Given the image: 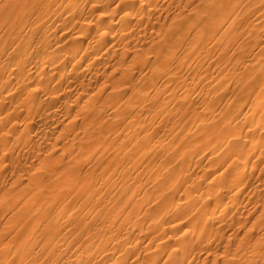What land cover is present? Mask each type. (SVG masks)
Returning <instances> with one entry per match:
<instances>
[{
	"label": "bare ground",
	"instance_id": "obj_1",
	"mask_svg": "<svg viewBox=\"0 0 264 264\" xmlns=\"http://www.w3.org/2000/svg\"><path fill=\"white\" fill-rule=\"evenodd\" d=\"M2 172L0 264L58 225L87 252L116 206L142 254L264 264V0H0Z\"/></svg>",
	"mask_w": 264,
	"mask_h": 264
},
{
	"label": "rangeland",
	"instance_id": "obj_2",
	"mask_svg": "<svg viewBox=\"0 0 264 264\" xmlns=\"http://www.w3.org/2000/svg\"><path fill=\"white\" fill-rule=\"evenodd\" d=\"M6 175H7V173L6 174H4V172H2V173H0V186L2 187V181L6 178ZM1 192V191H0ZM31 195H33V194H31ZM24 196H26V198L29 196L28 194L26 195H24ZM146 196H147V199L148 198H151V194L150 193H148V194H146ZM30 197V196H29ZM23 198V197H22ZM22 198H20L22 201H23V199ZM54 198V197H53ZM194 200V199H193ZM22 201H20L19 203H18V205L17 204H15L14 205V207H8L9 208V210H8V208L6 207V208H4V209H1L0 208V250H2V251H5L6 253L5 254H7V259L6 260H12V259H17V253H14L15 252V245H14V242H9V239H8V235H9V233H10V230L11 229H13L14 227H12V225L14 226H16V224L14 223L15 222V218L14 217H18V215L22 212V210L23 209H21V208H19V205H20V203L22 202ZM31 201H32V198H31ZM29 203V204H28ZM26 205H27V207L29 208V207H32L33 206V203H31V202H27L26 203ZM31 205V206H30ZM11 208V209H10ZM14 208V209H13ZM19 210H18V209ZM120 210H119V209ZM15 209H16V211H15ZM118 209V210H117ZM121 209H124V207L123 208H120L119 206H116V209H115V211L117 210V212L118 213H115V216L113 217L114 218V220H113V218L112 219H110V220H113V222H114V224H118V221L119 220H121L120 222H119V224H118V228H117V230L116 231H112V232H108V229L107 228H103V229H101V230H99V227L97 228V230H99V231H97L96 233H98V235H96V236H94V238L92 237V238H90L89 239V241L91 240L92 242H94V243H92L91 241L88 243V245H89V249H88V251L86 252L85 251V246H84V248H82L83 247V245L84 244H82L80 241H75V239H70V237H72L73 236V234L72 233H66V234H63V230H64V228L62 227V225H58L57 227H56V229L58 230L57 231V233L55 234V235H50L49 236V239L47 240V241H45V243L43 244V246L41 247V250H38V248H39V244L41 243V242H39L38 241V239H36V238H34V237H30L29 239H26V241L24 242V245H23V247H22V253L21 254H23L22 256H19L20 258L19 259H22V257H23V260H22V262L21 263H23V264H46L45 263V261L42 259L43 258V255L44 254H46V257H48L49 259H52V258H54L55 259V261L53 262V263H51V264H63V262H65L64 264H69V263H72V264H81L82 262H84L85 264H88V263H90L91 264V262H93V261H95V260H99L100 259V257L102 256V254H104V255H106V253L109 251V253H111V254H107V256H109V257H119V256H121V257H119V261H121V262H123L124 263V261H126L127 262V260L126 259H128V261L131 259H133V262H135V260H136V263H134V264H141V263H143V264H147V263H149L148 261H150V264H160L161 262L163 263V264H171L170 262H171V260L173 261V259H174V261H177V256L176 255H174V253L172 254V253H170V249H164L163 250V252L162 253H165V254H162L161 253V257L159 256V254H158V252L156 251V252H154V251H151V252H153V253H151V252H149L150 254H147V252L146 251H143V254L141 253V251H140V249H139V245L141 244V243H139L140 241H138V243H137V241L136 240H133V238L135 237V236H137V234L140 236V238H139V240L140 239H145V241H146V237H145V234L146 233H144L145 232V230L143 229V228H138V229H142L141 230V232L139 231H137L136 229H134V230H132L131 229V226L133 225V224H131V223H127V222H129V221H127L126 219H127V217H125L124 218V216H125V213L124 214H122L121 212L123 211H121ZM20 210H21V212H20ZM12 211V212H11ZM91 211H93V210H89L88 209V211L86 212V214H85V216H86V218H83V219H80L79 220V222H82L83 221V223L85 224V227L87 228V229H89L90 228V226H93V224H95V223H97L98 221H97V219L99 218V216L100 215H105V216H109V213H112L111 212V208L110 207H106L105 209H104V211L102 212V210H100L98 213L100 214H97V213H91ZM105 211H106V213H105ZM102 213V214H101ZM105 213V214H104ZM121 213V214H120ZM11 215V216H10ZM16 215V216H15ZM122 215H124L123 217H122ZM119 216H120V218H119ZM4 217V218H3ZM12 218H14V220L12 219ZM117 218H118V221H117ZM122 218V219H121ZM9 219H11L10 220V222H9ZM13 220V221H12ZM74 220H78V219H74ZM91 222V223H90ZM112 221H110V223H111ZM127 225H126V224ZM8 224V226L6 227V225ZM131 224V226L129 227V225ZM121 225H123V226H121ZM9 226H11V227H9ZM111 226V224H109V227ZM121 226V227H120ZM8 227H9V229H8ZM127 227H128V229H127ZM111 229H113L112 228V226L110 227ZM120 228V229H119ZM126 228V230L124 231V229ZM8 229V230H7ZM5 230H7V231H4ZM121 230V231H120ZM129 230V231H128ZM143 230H144V232H143ZM61 231V232H60ZM120 231V232H119ZM127 231V232H126ZM138 232V233H135V232ZM4 232V233H3ZM99 232H100V234H99ZM119 232V233H118ZM122 232H126L125 234H127V237H129V238H127V237H125L126 235L125 234H122L121 235V233ZM59 233V234H58ZM61 233V234H60ZM101 233L102 234H104V235H101ZM118 233V234H117ZM2 234V235H1ZM6 234H8V235H6ZM92 234V233H91ZM113 234H115L116 236L115 237H113L114 235ZM134 234V235H133ZM64 235V236H63ZM66 235H68V236H66ZM118 235V236H117ZM124 235V236H123ZM101 236V237H100ZM103 236V237H102ZM106 236L108 237L107 239H106ZM111 236L114 238H111ZM100 237V238H99ZM120 237V238H119ZM122 237H124V239L122 238ZM103 238V239H102ZM111 238V239H110ZM94 239V240H93ZM96 239V240H95ZM118 239V240H117ZM122 239V240H121ZM126 239V240H125ZM129 239V240H128ZM102 240V241H101ZM103 240H104V242H103ZM111 240H115L114 242L113 241H111ZM129 242H128V241ZM34 241V242H33ZM105 241H106V243H105ZM117 241V242H116ZM124 241V242H123ZM132 241H133V245H132ZM136 241V242H135ZM144 241V242H145ZM68 242V243H67ZM98 244H97V243ZM102 242V244L101 245H99L100 243ZM48 243V244H47ZM74 243V244H73ZM79 243V244H78ZM92 243V244H91ZM116 243H117V245H116ZM125 243V244H124ZM128 243V246L126 245ZM131 243V244H130ZM136 243V244H135ZM68 244V245H67ZM75 244H77V246L75 245ZM113 244H115V245H113ZM124 244V245H123ZM139 244V245H138ZM5 245V246H4ZM71 245V246H70ZM97 245V246H96ZM111 247H110V246ZM113 245V246H112ZM125 245H126V247H125ZM131 247H130V246ZM136 245L138 246V248H136ZM76 246V247H75ZM80 246V247H79ZM82 246V247H81ZM92 246V247H91ZM105 246H107V247H105ZM115 246V247H114ZM69 249H68V248ZM99 247V248H98ZM106 248V250H105V248ZM109 247V248H108ZM114 247V248H113ZM117 247V248H116ZM120 247V248H119ZM121 247H123V248H121ZM124 247L126 248V249H124ZM130 247V250H132V253H129L128 255L126 254V251L128 250L127 248H129ZM51 248H52V250H51ZM61 248H62V250L63 251H60L61 250ZM73 248V249H72ZM93 248V249H92ZM98 248V249H97ZM111 248V249H110ZM6 249V250H5ZM70 249H71V251H70ZM78 249V251H74V250H77ZM103 249V250H102ZM110 249V250H109ZM123 249V250H122ZM133 249H135V250H133ZM49 250V251H48ZM74 252H73V251ZM105 250V251H104ZM116 250V251H115ZM119 250V251H118ZM122 250V251H121ZM125 250V253L123 252ZM55 251V252H54ZM96 251V252H95ZM103 251V253H100V252H102ZM112 251H114L115 253H114V255H113V252ZM148 251V250H147ZM167 251V252H166ZM12 252V253H11ZM46 252H48V254L46 253ZM57 252V253H56ZM71 252H73V253H71ZM76 252V253H75ZM77 252H78V254H77ZM93 252H94V254H96V253H98L99 254V256H98V254H96V255H92L93 254ZM128 252H130V251H128ZM135 252H137V253H135ZM140 253V255H139V253ZM144 252H146V254L148 255V256H150V257H148L147 255V257L150 259H147L148 261H144V260H146V256H145V253ZM55 253V254H54ZM66 253V254H65ZM89 253V254H88ZM118 253V254H117ZM120 253H124L123 255L122 254H120ZM19 254V253H18ZM31 254V255H30ZM63 254H65V256H67V257H64L63 256ZM74 254V255H73ZM81 254V256H79ZM87 254V255H86ZM115 254H116V256H115ZM137 254H138V256H137ZM141 254H142V256H141ZM155 254V255H154ZM68 255H69V260L71 259V260H73V258H74V260L73 261H71V262H69V260H68ZM71 255V256H70ZM77 255V256H76ZM86 255V256H85ZM154 255V256H153ZM174 256V258L173 259H171V257L172 256ZM13 256H15V257H13ZM32 256L33 257H35V258H32ZM54 256V257H53ZM90 256H91V258H90ZM96 256H97V259H96ZM129 256V258H127ZM136 256V257H135ZM156 256H158V257H156ZM176 256V257H175ZM39 257H40V259H39ZM76 257V258H75ZM81 257V258H80ZM88 257V258H87ZM93 257V258H92ZM95 257V258H94ZM112 257V258H113ZM143 257H145V258H143ZM155 257V258H154ZM163 257V258H162ZM83 258V259H82ZM135 258H137V259H135ZM153 258V259H152ZM161 258V260H158V259H160ZM166 258L168 259V260H166ZM217 258H219V256H217ZM30 259V260H29ZM61 259V260H60ZM86 259V260H85ZM90 259L92 260L91 262H88V261H90ZM155 259V261H153ZM169 259H170V261H169ZM220 259V258H219ZM65 260H67V261H65ZM78 260V261H77ZM85 260V261H84ZM140 260H141V263H140ZM163 260V261H162ZM60 261V262H59ZM75 261V262H74ZM142 261H144V262H142ZM164 261H165V263H164ZM167 261H169V262H167ZM174 261L172 262L173 264H174ZM256 261V260H255ZM67 262V263H66ZM121 262H118V264H121ZM20 263V264H21ZM84 263H82V264H84ZM161 263V264H162ZM208 263V261L207 262H205L204 264H207ZM176 264V263H175ZM243 264H246V262H244Z\"/></svg>",
	"mask_w": 264,
	"mask_h": 264
}]
</instances>
